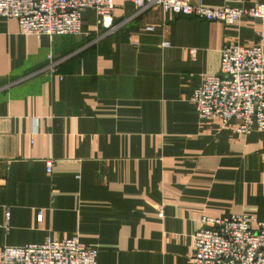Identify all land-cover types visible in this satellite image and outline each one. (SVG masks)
I'll list each match as a JSON object with an SVG mask.
<instances>
[{
    "label": "crops",
    "instance_id": "obj_1",
    "mask_svg": "<svg viewBox=\"0 0 264 264\" xmlns=\"http://www.w3.org/2000/svg\"><path fill=\"white\" fill-rule=\"evenodd\" d=\"M83 16L82 34L37 37L0 15V250L77 234L98 264H190L202 216L264 220V131L202 121L192 100L222 47L259 41L260 22L127 0L110 27Z\"/></svg>",
    "mask_w": 264,
    "mask_h": 264
},
{
    "label": "built area",
    "instance_id": "obj_2",
    "mask_svg": "<svg viewBox=\"0 0 264 264\" xmlns=\"http://www.w3.org/2000/svg\"><path fill=\"white\" fill-rule=\"evenodd\" d=\"M117 0H0V15L16 19L24 34L79 35L85 24L83 12L96 10L98 23L110 27ZM139 8L158 5L164 13L236 24L243 17L260 22L259 41L230 43L221 49L220 71L204 75L192 100L200 120H218L242 134L264 131V3L240 7L207 6L203 0H127ZM163 46H170L164 41ZM50 72L56 64L49 56ZM55 160H46L53 171ZM9 216V215H8ZM193 235L190 264H264V220L251 213L225 217L202 216ZM99 251L88 247L77 234L64 239L46 238L42 243L5 245L0 264H98Z\"/></svg>",
    "mask_w": 264,
    "mask_h": 264
}]
</instances>
